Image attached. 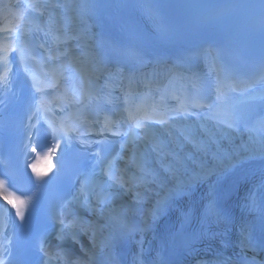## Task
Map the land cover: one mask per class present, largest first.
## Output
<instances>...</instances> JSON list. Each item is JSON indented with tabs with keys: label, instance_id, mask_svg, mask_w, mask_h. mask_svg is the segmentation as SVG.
I'll return each mask as SVG.
<instances>
[{
	"label": "snow or ice",
	"instance_id": "obj_1",
	"mask_svg": "<svg viewBox=\"0 0 264 264\" xmlns=\"http://www.w3.org/2000/svg\"><path fill=\"white\" fill-rule=\"evenodd\" d=\"M55 7H60V5H55ZM161 7H163V5L157 4V5L152 6L153 9H158ZM254 7H258L261 10V13L264 14V0H260L259 5H255ZM27 8L38 10L39 5L36 3H29L27 5ZM22 35L23 34L21 33L20 36H17V38H16L17 39V46L15 48V50L18 53L21 61H23L25 59V51H26V45L24 44L23 40L21 39ZM10 51H12L11 48L5 47L2 49L3 54L0 55V63H2L4 65V72H3V75H0V82H3L5 85L8 83V71H9L8 53ZM32 58L34 59V57H32ZM64 70L68 71V68H65ZM26 71H27V69H26ZM258 71H259V75H258L257 79L260 81H264V62H262L260 64ZM41 83H43V81L37 79L36 76H33V86L36 88L37 92L42 91V88L37 87V85H39ZM47 86L48 87H55V82L50 83ZM83 86L88 89V92H87L86 96L85 95L78 96V98L76 99L77 103L85 100V98H87L89 101H91L92 99H95L97 101L101 99L100 96L94 95L92 92V89H93V80L92 79L87 80ZM74 87H76V85H74ZM252 99H254V98H252ZM177 115H179V110H177ZM149 120H150V117L144 116L135 122V124L129 130V132L123 133V135L125 137H128V140L126 141V143H132L136 140L141 139L140 136L136 134L137 129H143L145 131V133L147 134L148 128H149V125H148ZM242 121H243V114L242 113H233L232 117H231V122L228 123L227 126L231 128V127L238 125ZM159 123L166 125L167 119H161L159 121ZM49 127L51 128L53 137H55L57 132H60L63 134V136L65 138H67L68 133L75 130V127H66L63 122H61L59 124V126H55L54 124L50 123ZM115 134L119 135L120 133H115ZM145 139H147V136H145ZM156 146L158 147V145H156ZM123 147H124V145H121V148H123ZM32 150L35 151V148H33ZM55 151H56L55 148L52 149L53 153ZM248 151L249 150L247 148H245V152H248ZM257 151L259 152V154L262 157H264V139H262L259 149H253L249 156H238L236 158H229L227 163H225V161L223 159H219L218 160V168L221 170H224V171L228 170L229 168H234V167L238 166L244 159L250 158V156L255 154ZM47 158L51 159V156H49ZM116 158H118V155L116 157H113L110 160H107L106 163H104V167H103V172L108 177V181H109L108 188L109 189L118 187L121 184V177H118L115 174L114 160ZM31 167H32V171L34 173H36V175L38 177L43 175V174L36 171V166L34 164ZM213 171H216V169L202 168L199 173H194L188 179L178 180L177 183L174 185V187L168 190V197H166L165 200H163V201H158L157 207L153 213V216H155L156 214L162 213L165 210L168 199H171L174 197H179L182 195H186L188 192V189L191 187V185L196 180H201V179L206 178V176L210 175ZM171 174L173 175V177H175L174 171H172ZM4 184H5V182L3 180H0V195H2V192L4 190ZM86 186H87V181L82 182L80 193L77 196L73 197V199L79 200L80 197H83V200L81 202L87 203V195L85 192ZM112 196H113V193L111 191H109L107 193H104L102 197H98V201L103 202L105 204L110 203ZM3 199L5 201H7L8 204H11L12 207H14L16 209V213H15L16 216L20 217V219L23 220L24 219V210L23 209L27 205L28 202L24 201V200H20L18 197L15 200H13V199L9 198V196H3ZM254 203L255 202H253V204ZM89 206L91 207V205H89ZM260 210H261V213L264 214V207H261ZM185 215L187 216V214H185ZM210 216H215L218 221L223 219L225 222H227L226 214L223 212L222 209H219L216 207L214 200L211 201L209 203V205L205 208V212H204L205 220H207ZM61 223H62V221H61ZM123 229H124V231L122 232V235H130L132 232L137 230L135 227L129 226L127 224H123ZM246 232H247V230L245 229L244 230L245 234L242 235V239L240 242L241 248L242 249L243 248H250L254 251L256 245L252 242V240L246 234ZM201 235H203V233H201ZM9 243H10V241H9ZM260 246L264 247V239H262L260 241ZM39 250L41 253H43V255L45 257L50 258V253L45 249V241L43 239H41L39 242ZM5 251H7V249H5ZM8 255H11V253H8ZM57 255L63 256V253H57ZM0 264H6V261L4 259H0ZM65 264H68V262L66 261ZM212 264H231V261H230V258L222 257V256L218 255L215 258V260L212 262ZM244 264H257V262L255 260V257H252L251 259L245 258Z\"/></svg>",
	"mask_w": 264,
	"mask_h": 264
},
{
	"label": "bare ground",
	"instance_id": "obj_2",
	"mask_svg": "<svg viewBox=\"0 0 264 264\" xmlns=\"http://www.w3.org/2000/svg\"><path fill=\"white\" fill-rule=\"evenodd\" d=\"M212 134H214L219 140H209L207 139L208 147L205 149L199 150L194 153L191 157L186 158V166L180 167L179 171L175 172V182L178 180H186L191 177L194 173H199L202 168L207 169H216L210 175L207 176H216L224 172L218 168V160L223 159L227 163L229 158H236L238 156H249L253 149H259L262 139L261 136L252 134V133H231L227 129L222 127H217L212 129ZM245 148L249 151L245 152ZM178 153V152H176ZM261 155L257 151L255 154L250 157H260ZM248 159V158H246ZM174 161L173 158H171ZM207 165V166H206ZM159 173L156 174L155 179L158 180ZM161 186L154 182L151 186L147 185L145 188L141 187L143 197L145 201L149 202L144 214L141 219L136 218L133 214L126 216L127 221L130 224H138L140 227H146L151 221L155 219L153 213L155 211V206H157L158 201H161L160 197H163V193H159ZM166 191V190H164ZM149 194L152 195L150 198ZM131 212L132 207L126 208ZM101 216L102 226H100L101 241H98L94 244V248L86 255L83 256L84 262L87 264L94 263L97 259V252L105 247L112 239V237L119 233L122 228V224L111 221V215L109 211H102L97 219ZM97 227V226H96Z\"/></svg>",
	"mask_w": 264,
	"mask_h": 264
}]
</instances>
